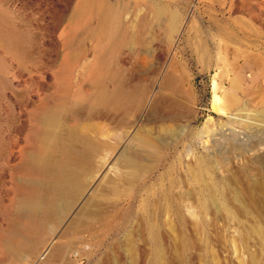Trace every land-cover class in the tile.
Returning <instances> with one entry per match:
<instances>
[{
	"label": "rangeland",
	"instance_id": "rangeland-1",
	"mask_svg": "<svg viewBox=\"0 0 264 264\" xmlns=\"http://www.w3.org/2000/svg\"><path fill=\"white\" fill-rule=\"evenodd\" d=\"M82 1L0 0V264H264V0Z\"/></svg>",
	"mask_w": 264,
	"mask_h": 264
},
{
	"label": "bare ground",
	"instance_id": "bare-ground-1",
	"mask_svg": "<svg viewBox=\"0 0 264 264\" xmlns=\"http://www.w3.org/2000/svg\"><path fill=\"white\" fill-rule=\"evenodd\" d=\"M85 8H86V3H85V0H83L81 5L79 6L78 11H83ZM102 17H103V22L101 23V25L105 31L107 21L103 15H102ZM105 33H107L106 35H108L111 38H113V36H114V33L110 32V31H106ZM214 75L219 76L220 71L216 72ZM215 82L216 81L213 78L212 89L214 92V99H216L215 90L218 87L217 86L218 83L216 84ZM234 82H235V80L232 81V84ZM52 121H53L52 116L50 114L47 115V117L45 118V122L47 124H50ZM54 142H59L58 136L55 137ZM54 145H55V143H54ZM31 159L33 162H35L36 160L39 159V157L36 153H32ZM39 160H41L42 163L49 166L50 177H49L48 184H55L58 186L59 189L65 190V186L72 183V181L74 179V168H75V165L78 163V160L75 156H73L72 154H68L62 160H58L56 158H53L52 154H48L47 156H44Z\"/></svg>",
	"mask_w": 264,
	"mask_h": 264
}]
</instances>
